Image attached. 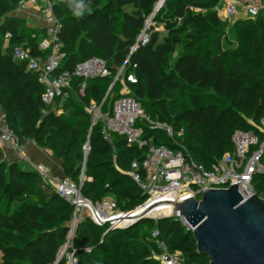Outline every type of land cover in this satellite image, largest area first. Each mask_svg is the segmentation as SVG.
<instances>
[{"label": "trees", "instance_id": "obj_1", "mask_svg": "<svg viewBox=\"0 0 264 264\" xmlns=\"http://www.w3.org/2000/svg\"><path fill=\"white\" fill-rule=\"evenodd\" d=\"M19 1L0 0V106L5 121L20 142L32 139L61 158L64 175L73 181H79L84 165L85 196L94 201L110 196L120 209H134L146 195L131 175L132 163L138 161L137 171L145 179L147 148L117 133L106 139L102 122L93 124L81 106L105 98L104 109L110 111L123 84L117 81L108 93L112 77L89 79L80 96V79H75L74 89L57 98L63 107L57 113L43 101L44 85L37 73L27 61L13 59V49L20 45L37 57L49 52L40 48L46 29L26 31L12 15ZM51 1L61 21L57 36L64 52L57 72L72 71L92 56L105 59L113 72L128 60L126 75L133 73L137 80L126 78L125 93L140 102L151 120L184 130L177 144L164 130L141 123L145 137L156 144L173 149L182 145L196 161L209 165L234 150L238 129L258 132L245 113H253L257 121L264 116V14L238 18L226 30L218 0H164L156 11L159 0ZM150 19V40L142 44L139 39ZM252 185L264 197L263 173L254 175ZM73 211L35 169L7 161L0 148V264H65L59 251ZM154 229L188 264H208L207 255L197 252L192 231L177 218H143L124 229H109L88 216L75 229L78 263L162 264L152 257Z\"/></svg>", "mask_w": 264, "mask_h": 264}, {"label": "built area", "instance_id": "obj_2", "mask_svg": "<svg viewBox=\"0 0 264 264\" xmlns=\"http://www.w3.org/2000/svg\"><path fill=\"white\" fill-rule=\"evenodd\" d=\"M52 5L51 0H20L18 4V9L34 6L44 16L47 37L40 42V48L49 50L48 54L37 57L31 55L29 48L21 45L13 49V59L17 62L27 61L29 69L37 73L39 81L44 85L42 99L47 105L52 107L57 98L66 96L74 89L75 79H80L78 84L80 96L85 95L89 79L112 77L108 93L117 81L123 84V90L128 87L126 78L131 82L137 80L133 73L126 75L128 60L113 72L107 61L98 56L78 62L72 71L65 70L58 73L64 52L63 44L57 36L61 21L53 13ZM216 9L221 10L227 18L238 16V18L255 19L264 14V0H218ZM151 24L150 19L142 31L139 39L142 44L150 40ZM104 100L105 98L101 102L92 100L89 104L82 103L81 106L92 115L93 124L102 122L106 139H111L113 133H117L125 136L130 143L147 148L142 162L146 170L145 179H141L137 171L138 161H133L131 171L133 178L143 188L146 198L134 209L122 210L110 196L94 201L82 193L83 183L88 178L84 172V165L80 179L76 182L66 176L51 174L44 164H35V170L41 177L74 208L67 240L59 251V257L65 256V264H79L73 239L78 223L85 216L97 225H107L109 229H124L143 218L158 221L163 217L177 218L189 228V223L176 209L177 202L191 196L201 199L203 189L206 187L228 188L237 181L244 197L256 193L252 185L253 177L259 172L264 174V116L256 123L253 122L258 132L238 129L233 135L234 150L205 165L196 161L184 148H181L182 145L173 149L166 144H156L153 139L145 137L144 128L141 126L144 122H148L149 127L164 130L177 144L184 130H175L168 123L151 120L134 96L122 92L113 101L110 111L104 109ZM0 148L21 150L18 135L4 117L0 118ZM84 148L86 151L88 145ZM151 237L155 239L156 244V250L152 251L155 260L162 264H188L182 253L170 250L166 241L159 237L157 229L152 231ZM57 262L53 264H58Z\"/></svg>", "mask_w": 264, "mask_h": 264}, {"label": "water", "instance_id": "obj_3", "mask_svg": "<svg viewBox=\"0 0 264 264\" xmlns=\"http://www.w3.org/2000/svg\"><path fill=\"white\" fill-rule=\"evenodd\" d=\"M203 190L201 199L191 196L176 203L197 252L207 255L208 264H264V198L257 193L244 197L238 181Z\"/></svg>", "mask_w": 264, "mask_h": 264}, {"label": "crops", "instance_id": "obj_4", "mask_svg": "<svg viewBox=\"0 0 264 264\" xmlns=\"http://www.w3.org/2000/svg\"><path fill=\"white\" fill-rule=\"evenodd\" d=\"M27 8V7H26ZM29 10H34V14H32L31 18L34 19L35 17L39 19V26L38 28L46 29V21L42 13L34 6H29ZM24 10V9H21ZM16 10V11H21ZM35 15V16H34ZM46 39V38H45ZM44 40V39H43ZM52 109H54L57 113L63 111L62 104L54 103L52 105ZM4 117V112L0 106V118ZM252 123V122H251ZM253 124V123H252ZM22 149H25L26 158L25 164L29 165V169H35L34 165L41 163L44 164L49 168L51 174L63 177L64 172L62 168V159L57 157L49 148L40 146L35 141H31L28 143L22 144ZM5 157L9 158L10 161H17V156L15 155V149H3ZM25 167V166H24Z\"/></svg>", "mask_w": 264, "mask_h": 264}, {"label": "rangeland", "instance_id": "obj_5", "mask_svg": "<svg viewBox=\"0 0 264 264\" xmlns=\"http://www.w3.org/2000/svg\"><path fill=\"white\" fill-rule=\"evenodd\" d=\"M18 10H21V9H18ZM218 11V15H219V17L221 18V21H222V23H223V25H224V27H225V29L227 30V29H229L230 28V26L232 25V23L236 20V19H238V16H234V17H231V18H227L226 16H225V14L221 11V10H217ZM32 14H34V10H29V8L27 7V8H24V10H21V11H15L14 13H12V15H15V16H17L18 17V19H20V21L22 22V27H23V29L24 30H26V31H33V30H35V29H39L38 27H40L39 26V19L38 18H34V19H32L31 18V16H32ZM35 16V15H34ZM36 32V31H35ZM178 53L179 52H177L176 54H175V56L171 59V61H174L175 60V58L178 56ZM128 87L127 88H125V89H123V90H121V92H127L128 91ZM246 114V117L253 123H256L257 122V120H255V118H254V115H253V113H245ZM33 142L34 140H32V139H29V138H27V139H25V140H23V142H21V150H15L16 152H15V155L17 156V162L19 163V164H21V165H23V166H25L26 168H29V165H26L25 164V158H26V153H25V149H22V144H24V143H28V142ZM6 160L7 161H9L10 162V159L9 158H6ZM0 258H1V254H0Z\"/></svg>", "mask_w": 264, "mask_h": 264}]
</instances>
